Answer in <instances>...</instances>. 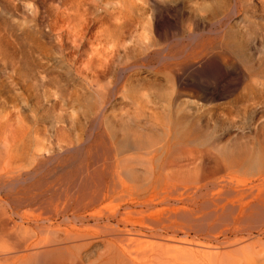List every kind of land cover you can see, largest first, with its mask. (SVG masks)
<instances>
[{
	"label": "bare ground",
	"instance_id": "bare-ground-1",
	"mask_svg": "<svg viewBox=\"0 0 264 264\" xmlns=\"http://www.w3.org/2000/svg\"><path fill=\"white\" fill-rule=\"evenodd\" d=\"M200 41L143 51L112 80L116 53L62 60L76 86L64 95L50 93L52 69L36 58L33 97L56 115L42 130L31 122L13 155L0 151V264H264V245H242L251 226L264 235V166L228 159L191 128L196 101L225 77L212 50L235 51L224 38ZM246 168L254 180H240Z\"/></svg>",
	"mask_w": 264,
	"mask_h": 264
},
{
	"label": "rangeland",
	"instance_id": "rangeland-1",
	"mask_svg": "<svg viewBox=\"0 0 264 264\" xmlns=\"http://www.w3.org/2000/svg\"><path fill=\"white\" fill-rule=\"evenodd\" d=\"M84 27L87 37L78 43L73 31ZM208 37L233 42L235 51L218 45L212 50L225 77L209 83L213 94L205 101L195 96L198 112L191 128L208 146L221 144L228 159L238 153L244 167L264 166V5L257 0H0L1 153L11 156L17 143L29 141L31 122L42 130L55 118L48 102L38 104L33 97L36 66L52 69L48 90L64 95L76 86L62 73V60L86 64L96 53H116L108 55L104 71L112 80L143 51L194 48L190 41ZM55 131L50 129L53 143L59 139ZM247 168L239 174L243 182L257 175ZM250 229L255 239L242 245L262 247L264 235L257 226Z\"/></svg>",
	"mask_w": 264,
	"mask_h": 264
}]
</instances>
